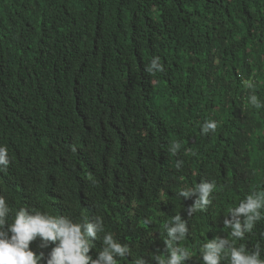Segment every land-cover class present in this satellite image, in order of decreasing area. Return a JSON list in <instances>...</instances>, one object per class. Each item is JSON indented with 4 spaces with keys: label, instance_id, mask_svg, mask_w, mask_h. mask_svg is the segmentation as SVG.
I'll return each mask as SVG.
<instances>
[{
    "label": "trees",
    "instance_id": "obj_1",
    "mask_svg": "<svg viewBox=\"0 0 264 264\" xmlns=\"http://www.w3.org/2000/svg\"><path fill=\"white\" fill-rule=\"evenodd\" d=\"M153 56L164 67L155 75L146 71ZM248 79L264 102V0H0V144L10 158L0 196L9 222L21 207L100 216L131 249L117 264L133 256L155 264L164 224L179 214L189 228L179 242L190 252L185 264H202L205 241L233 240L227 209L264 190V108L247 103ZM206 119L218 128L201 135ZM201 179L217 189L189 216L192 199L177 193ZM260 211L234 244L259 245L264 259ZM38 244L31 250L45 255L55 246ZM101 247L94 240L89 255Z\"/></svg>",
    "mask_w": 264,
    "mask_h": 264
},
{
    "label": "clouds",
    "instance_id": "obj_2",
    "mask_svg": "<svg viewBox=\"0 0 264 264\" xmlns=\"http://www.w3.org/2000/svg\"><path fill=\"white\" fill-rule=\"evenodd\" d=\"M6 25L7 28L10 27L7 22ZM146 71L153 75L164 71L159 56L152 57ZM242 86L249 90L247 103L255 109L264 108V102L255 94L254 81L243 80ZM217 128V121L206 119L200 124V133H215ZM179 149L180 143L173 141L168 150L175 155ZM9 164L8 148L0 144V172L6 171ZM181 165L182 162L177 161L178 169ZM37 168L38 165L34 166L35 173ZM216 189L215 181L201 179L199 183L183 186L177 195L185 200L192 199V204L187 208V214L191 216L212 202L210 197ZM262 208L264 190L252 191L235 206L229 207L223 224L230 229L233 240L215 236L205 241L199 251L202 264H221L222 259H227L229 264H264L259 245L254 250H248L244 245L237 247L234 244V240H242L246 233L252 231L255 223L262 218ZM9 214V205L0 196V264H117V257L124 258L132 254L127 244H122L111 232L105 230L100 216L91 219L85 217L77 221L65 215L54 216L21 207L9 222ZM164 231V252L163 255H156L155 264H185L191 257L190 252L187 248L180 247L179 242L189 233L186 221L179 214L173 215L165 222ZM37 240L40 249H47L50 242L55 246L47 255L43 251L36 253L31 250L30 244ZM94 240L102 243L95 259L89 255ZM125 264H149V260L143 256H133Z\"/></svg>",
    "mask_w": 264,
    "mask_h": 264
}]
</instances>
